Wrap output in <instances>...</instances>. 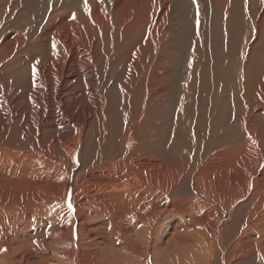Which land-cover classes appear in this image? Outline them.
<instances>
[{
    "label": "rangeland",
    "instance_id": "rangeland-1",
    "mask_svg": "<svg viewBox=\"0 0 264 264\" xmlns=\"http://www.w3.org/2000/svg\"><path fill=\"white\" fill-rule=\"evenodd\" d=\"M86 3L87 7L85 0H0V53L16 52L17 59L29 68L22 78L0 70V165L4 164L5 172L10 173L9 179L20 183L9 186L18 188L15 193L11 189L12 196L19 200L21 193L25 200L26 195L30 197L24 211L27 219L19 226L14 225V221H21L14 220L21 215L12 211L14 199H6L3 216L8 215L9 225L0 231V264H37L42 260V264H60L57 258L68 239L65 232L76 246L85 239L79 228L76 234L71 229L67 231L71 227L64 224L62 215L69 211V202L73 208L85 198L82 210L98 217L87 225L85 232L94 233L90 240L97 239L111 249L122 248V264L127 248L139 249L140 253L143 245L148 246L147 242L136 245L140 228L153 218L137 224L143 211H125V205L134 204L127 195L122 199V193H108L114 183L122 182V171L150 188L146 202L156 199L168 213L162 217L157 232L164 245L160 250L168 252L171 261L172 257L177 262L183 256L177 247H193L201 242L206 253L202 263L226 264V258L228 264H264V0ZM227 5L231 24L225 20ZM5 6L11 8L6 23ZM27 6L29 17L17 30L14 19ZM215 18L224 29L222 37L233 26L231 33L235 37L247 39L246 43L234 42L232 55L241 59L248 51L249 62L238 99L228 81L215 96L214 87L208 85L209 74L191 67L189 51L198 44L199 32H203L206 44L209 36L213 37L212 31L221 26ZM101 32L107 40L100 38ZM217 32L222 33L220 29ZM198 48L206 53L205 46L198 44ZM55 49L59 54L52 52ZM21 51H28L25 58ZM215 70L222 77L234 72L229 66ZM105 72L116 97L120 93L131 97L137 90L159 89L164 82L171 83L169 92L158 97L152 115L135 112L131 119L135 126L136 120L151 118L153 129L158 131L156 148L161 156L122 157V147L140 146L145 137L138 135L136 127V131L124 128L125 123L112 129L111 117L103 127L102 95L106 96L97 87V77L103 78ZM191 87L205 89L209 95L194 105L180 91ZM116 97L107 101L109 108H119ZM166 99L171 109L165 113L158 108L165 105ZM103 133L109 140L96 143ZM194 150L201 154H193ZM76 154L82 162L73 167ZM80 164L84 168L76 172ZM86 168L96 169L87 176ZM85 176L87 180L82 179ZM84 180L90 181V186ZM100 182L99 196H85L95 192L93 186ZM83 184L89 190L86 187L85 191ZM72 196L76 201L71 200ZM138 199L137 194L135 200ZM53 200H60L56 203L61 207ZM106 200L112 201L107 205L103 203ZM55 236L59 237L54 239ZM175 238L181 241L176 243ZM69 239L65 243L71 245L73 241ZM52 244L61 249L60 253ZM115 254L114 257L121 255ZM48 256L54 259L50 257L49 261ZM195 262L190 259L184 263ZM64 263L73 264H61Z\"/></svg>",
    "mask_w": 264,
    "mask_h": 264
},
{
    "label": "bare ground",
    "instance_id": "bare-ground-1",
    "mask_svg": "<svg viewBox=\"0 0 264 264\" xmlns=\"http://www.w3.org/2000/svg\"><path fill=\"white\" fill-rule=\"evenodd\" d=\"M28 6H30V5H28ZM28 6L26 7V10L24 12H22L21 15L17 16L14 19L17 30L23 28L24 25H22V20L25 17H29L27 14L30 12L28 9L29 8ZM17 8H14L15 12L18 11ZM20 8H21V4H20ZM5 10H6V15H5L6 18L3 22L6 23L8 17L11 16L10 15V11H11L10 6L6 7ZM225 10H226L225 20L228 21L227 18H228V12H229V5H227ZM32 12H34V11L32 10ZM219 21H216V18H215V22L219 23L221 25V23ZM227 23L231 24V20L228 21ZM30 27H28V29H30ZM232 27L233 26H229L228 34H226L224 37H222V35L224 34V29H223L222 25L219 28L213 30L212 31L213 37L209 36V40L206 44H204V41H203V32H199L200 37L197 39V42L200 46L206 47V53H203L199 50L198 44H194L189 51V56L193 60V63L191 64L192 68H202L206 73L209 74L211 81L208 83V85L214 87L215 96H217L218 94L221 93V88L224 86L225 82L228 81V83H230L234 88L233 96L236 99H238L241 97L240 88L243 85L244 73L246 72V66H247V63L249 61H248V51H244L241 59H234L233 58L232 55H233V51H234V47H235L234 42L246 43L247 39H242L241 37L240 38L235 37L231 33ZM218 29H220L222 31L221 34H219L217 32ZM106 37L107 36L103 35L101 32L100 38L102 40H107ZM122 37H123V34H122ZM160 42H161V40H160ZM38 45H39L38 43H35L34 46H38ZM102 46H104L103 43L101 44V48H102ZM102 50H103V48H102ZM116 50H119V46L116 48ZM27 52L28 51H21L20 54H23L22 56L25 58V55ZM52 52L55 54H59L58 49H55ZM206 56L211 57L212 60L207 59ZM17 58H18V55L16 54V52L11 53V54L0 53V70H2L4 73L8 72L13 76H14V73H16L20 78H22L24 75L27 74L29 68L28 67L26 68L23 65V62L19 61ZM218 66H229L233 69L234 72L229 73L226 77H222L215 70V67H218ZM69 67H70V65H69ZM101 72H104V70H101ZM228 78H229V80H228ZM99 80H101V81H99ZM97 82H98L97 87L106 96V97H104L102 95V108L104 110V115H103V120H102L103 127H105L109 124V122H110L109 118L111 117L112 129H116L115 125L118 128L119 123H121L122 126L125 123V125H127V126L124 128H126L127 130H129V129L135 130V127H136L137 131H139L138 135L145 137L144 142L140 146H134L133 148L122 147V157H125L128 159L136 158V157H145L147 159H150V158L161 156V154L159 153V151L156 148L157 141H158V131L153 129V122H152L151 118L149 117L146 121L136 120L135 126L132 124L131 119L135 117V112L145 113L148 116L152 115L153 110L156 106V101H157L158 97L161 95H165L169 92L170 87H171V83L169 81H166V82H164L163 87L159 88V89L150 88V89H147L145 91L137 90L135 92V94L131 97H128V96L123 95L121 93L119 94L118 97H116L113 94V91L111 89V85H110L109 80H108V75L106 74V72H105L103 78L97 77ZM16 84L17 83H15V85ZM180 91L186 97V99L189 101H192V104H194V105H197L200 100H203L205 97H207L209 95L205 89H199L197 87H191L190 89H180ZM114 97H116V102H117V98L119 99L120 106L118 109H115V107L112 105L110 106V108L108 106L107 101L113 100ZM168 108L171 109L169 104H168V99H166L165 105L160 104L158 109H159V111L166 113L168 111ZM86 119H88V118H86ZM81 124H83V123H81ZM131 127H133V128H131ZM75 130H76V128H75ZM106 140H109V136L107 135V133H103L101 138L96 139V143L102 144ZM3 141L6 142L7 140L3 139ZM125 144H126V146L128 145L127 142ZM70 154H72V152ZM193 154L198 156L201 154V151L200 150H194ZM80 162H82V160L79 158V156L78 155L75 156L74 160L72 161L73 167H76V163H80ZM7 163L9 166L10 163L9 162H7ZM3 165H0V231L4 225H9L8 215H7V217L3 216L5 214V210H4L5 207H3V206L6 203V199L7 200L8 199H14V200H12V205H13L12 211L13 212L16 211V213H19L22 215V216L19 215L21 217H19L17 215L16 216L17 218L14 219V220H21L20 222L14 221L15 226L16 225L19 226V225L24 224V221L27 219L28 213L24 212V211L26 209H28V205H29L28 202L30 199L29 195H26L27 200H25L23 198L22 193H21V197L18 196L19 198H21L20 199L21 202L17 197L15 198V196H12L13 194H11V189L14 188L15 191H13V192L15 193L16 191H18L17 190L18 188L9 187V186L10 185L19 186L20 183L18 181L9 179V177L11 178V175L8 171L5 172L6 169ZM83 168H84V165L80 164V168L78 170H75V171L76 172L81 171V170H83ZM95 169L86 168L85 169L86 175L90 176L91 173L93 172V170H95ZM87 176H85L84 178H82V177L81 178L87 180V178H86ZM78 177H80V176H78ZM60 178H62V180H65V179H63L64 175H61ZM88 180H89V178H88ZM62 182L63 181H61V183ZM85 182L88 185L90 184V181H85ZM86 187L87 186H85V191H86ZM93 187L95 189V192H91V194L86 193L85 196H87V197L89 196V198L99 196V193L102 190V182H100L98 185H94ZM89 188H91V187H89ZM21 189H22V187H21ZM77 189H79V188H77ZM81 189H83V188H81ZM87 189H88V187H87ZM58 191H59V188H57V190H56V197H57V195H59V194H57ZM90 191H92V190H90ZM111 192H113L116 196L119 193H122V199L125 197V195H127V198L130 199V202L134 203L132 205H125V206L122 205V207L123 206L125 207V211H134L133 213L143 211L144 216L142 218L138 219L137 224L144 223L145 220L153 218L152 221L147 222L145 226L140 228L141 237L137 240V243H136V245H138V244H143L144 242H147L148 246L144 247V245H143V249L141 250L140 253L138 252L139 249H135L134 251H132L131 248H127L126 257L124 258L125 264H135L136 262H143V261H145L144 262L145 264H149V262H148L149 260L151 261L152 264H188V263H184V262L186 260H190V259L196 260L197 263L195 262V264H205L202 262H204V260L206 259V253H205L204 247H203L204 244H202L201 242L198 244H196V243L193 244L192 241H187L188 245L193 244V247H189L186 244H184L182 246V248L177 247V250H178L177 252H179L178 254H183V256H180V258H178L177 262L173 257H172V261L170 260V254L168 252H167V254H164L163 251H165V250H163V251L160 250V249H162V247L164 245L159 240L160 235L157 232V228L162 223V217L166 216L168 213L166 211H164V208L161 207L160 202L156 201V199H154L151 202H146L145 195L150 192L149 187L142 186V184L138 183L137 178L133 177L128 172L122 171V182L121 183H114L110 187V191L108 193L111 194ZM137 194L139 195V199L135 200V196ZM82 195H84V194H82ZM82 195H80V196H82ZM149 196H150V194H149ZM50 199H52V198H50ZM65 199H66V197H65ZM78 199H79V197H78ZM86 199L87 198H85V200ZM71 200L73 202L76 201V197L73 198V196H72ZM85 200H82V199L78 200L75 203V205H73V208L71 211H67V212L65 211V213L62 215V219H61L65 225H70L71 228L68 227L67 231H69L71 229L76 234V231H78V228H79V230H83V232L85 233V239L82 242L80 240H78L81 242V244L77 243L78 245L76 246L74 241L69 237L70 235L67 237L66 236L67 232H65V235H64L65 238H68V239L70 238L69 240L70 241L72 240L73 243L71 242L72 243L71 244L69 242L71 245H68L67 244L68 239L64 240V246H61L63 253H61V257L57 258V259H60L61 263H63L64 261H71V263H73V264H122V248L121 249L108 248L101 243L99 244L97 239L90 240L91 237L94 236L93 232H91V231L85 232L87 229V225H89V222H91L92 220L94 222L95 219H98V217L96 215H94V216L91 214L86 215V212L82 210V207L85 205L82 202H84ZM30 201H32V200H30ZM56 201H54V205H56L57 207H61L60 203L58 205L56 203ZM58 201H60V200H58ZM111 201L112 200H106L103 203L108 205ZM140 201H144V203L139 204ZM35 202H37V201H35ZM65 204H67V203L65 202ZM64 206L66 208V205H64ZM157 207H158V209L156 210ZM53 208L55 209L56 207H53ZM65 208L62 209L60 213H62L63 210H66ZM67 210H68V208H67ZM46 212H48V211H46ZM55 212H56V210H55ZM57 212H59V211H57ZM48 216L49 215H47L46 219L48 218ZM53 217H55V215ZM58 218H61V216ZM53 222H55V221H53ZM28 224H30V223H28ZM55 224H56V222H55ZM56 225H58V224H56ZM72 231H70L68 234H70ZM248 232H249V229H246L245 230V236H246V239L249 241L250 235ZM80 235H82V231H80ZM56 237H59V236H55L54 239ZM80 237H82V236H80ZM80 237H79V239H80ZM60 238H61V236H60ZM65 238L63 237V239H65ZM56 240H58V242L60 241L59 239H56ZM56 240H54V242ZM173 240L176 243H179L181 241V238H175ZM65 241H67V243H65ZM51 243H53V241ZM61 243H62V240H61ZM65 244H67V245H65ZM98 245H99V249L97 248ZM145 245H146V243H145ZM52 246H53V244H52ZM57 247H60L59 244ZM54 248L55 247L53 246V249ZM16 250H18V249H16ZM56 250H55V254H57L56 252L58 250L60 253L61 249L58 248V250L57 251ZM50 252H52V250ZM53 252H54V250H53ZM53 252H52V255H54ZM115 252H120L121 255L119 257H114V255H116ZM189 253H191L190 256H189ZM55 256H57V255H55ZM112 256H113V258H111ZM44 257L46 258V256H44ZM48 257H49V261H50V259L52 260V258H50V257H53V259H54V256H48ZM45 258H43V259H45ZM57 261H59V260H56V262ZM42 262H43V260H42ZM42 262L40 261L37 264H42ZM224 262L226 264H228L226 258L224 259ZM46 263L49 264V262H46Z\"/></svg>",
    "mask_w": 264,
    "mask_h": 264
},
{
    "label": "snow or ice",
    "instance_id": "snow-or-ice-1",
    "mask_svg": "<svg viewBox=\"0 0 264 264\" xmlns=\"http://www.w3.org/2000/svg\"><path fill=\"white\" fill-rule=\"evenodd\" d=\"M85 6L87 7V3H86V0H85ZM75 17L73 16V19H74ZM53 47H55V45H53ZM33 75H35V70H34V72H33ZM68 208H69V211H71L72 210V204L69 202V204H68Z\"/></svg>",
    "mask_w": 264,
    "mask_h": 264
}]
</instances>
